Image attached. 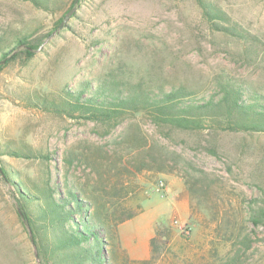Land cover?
<instances>
[{"label": "rangeland", "instance_id": "1", "mask_svg": "<svg viewBox=\"0 0 264 264\" xmlns=\"http://www.w3.org/2000/svg\"><path fill=\"white\" fill-rule=\"evenodd\" d=\"M74 1L0 0V49L20 38L39 47L0 71V158L12 175L75 191L86 217L113 202L135 211L102 232L104 264H264V133L159 128L144 114L111 129L31 104L108 74L199 97L223 75L264 93V0H207L229 30L198 0ZM17 191L0 168V264H41Z\"/></svg>", "mask_w": 264, "mask_h": 264}, {"label": "trees", "instance_id": "2", "mask_svg": "<svg viewBox=\"0 0 264 264\" xmlns=\"http://www.w3.org/2000/svg\"><path fill=\"white\" fill-rule=\"evenodd\" d=\"M28 1L49 5L48 0ZM76 2L79 1L75 0L72 6ZM198 2L211 23L230 20L211 2ZM16 44L12 51L0 49V71L17 58L30 61L39 48L27 38H20ZM19 47H22L19 52L11 56ZM215 84L213 94L199 97L187 87L156 88L143 81L108 74L98 80L83 81L77 88L66 87L54 98L38 97L31 104L52 114L79 118L111 129L144 114L159 128L264 133V93L223 75L217 76ZM41 157L48 159L46 155ZM0 168L4 180L18 189V194L15 192L17 213L41 264H84L85 260L104 264L102 232L113 233L118 223L136 215L135 211L113 202L103 208V217L99 212L92 218L86 217L87 205L75 191L70 189L65 194L49 181L44 183V188H30L16 180L1 158ZM259 220L264 223V209Z\"/></svg>", "mask_w": 264, "mask_h": 264}, {"label": "water", "instance_id": "3", "mask_svg": "<svg viewBox=\"0 0 264 264\" xmlns=\"http://www.w3.org/2000/svg\"><path fill=\"white\" fill-rule=\"evenodd\" d=\"M75 10H76V8H73L72 10H70L67 14H66V16H65V18H64V20H63V22H62V24L61 25H64L67 21H68V19L71 17V15L75 12Z\"/></svg>", "mask_w": 264, "mask_h": 264}]
</instances>
